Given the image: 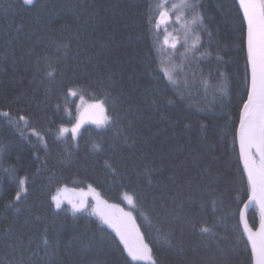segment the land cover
Here are the masks:
<instances>
[{
	"label": "trees",
	"instance_id": "1",
	"mask_svg": "<svg viewBox=\"0 0 264 264\" xmlns=\"http://www.w3.org/2000/svg\"><path fill=\"white\" fill-rule=\"evenodd\" d=\"M246 36L237 0H0V264H253ZM83 96L107 123L62 136ZM64 186L132 196L149 259Z\"/></svg>",
	"mask_w": 264,
	"mask_h": 264
},
{
	"label": "rangeland",
	"instance_id": "2",
	"mask_svg": "<svg viewBox=\"0 0 264 264\" xmlns=\"http://www.w3.org/2000/svg\"><path fill=\"white\" fill-rule=\"evenodd\" d=\"M170 20L169 11L161 12L158 17L159 23L170 22ZM107 121L108 115L103 102L88 101L83 96L78 103L76 122L71 126H62L59 133L62 136L72 133L74 137H77L84 125L89 123L104 125ZM124 199L126 205L118 206L112 202L101 200L91 189H76L68 186L58 189L53 195V202L56 207L67 205L74 210L86 209L90 211L103 223L115 230L133 258L148 260L150 249L136 219H134L133 197L128 194ZM137 256L142 258H136Z\"/></svg>",
	"mask_w": 264,
	"mask_h": 264
},
{
	"label": "snow or ice",
	"instance_id": "3",
	"mask_svg": "<svg viewBox=\"0 0 264 264\" xmlns=\"http://www.w3.org/2000/svg\"><path fill=\"white\" fill-rule=\"evenodd\" d=\"M25 2L30 4L32 0H25ZM241 4L248 22V55L252 70L251 91L244 105L247 121L242 119L241 122L243 144L246 139L251 141L257 137L264 141V0H259V11L256 10L257 5L252 0H241ZM249 178L253 180L251 169H249ZM261 194L264 196V183H262ZM202 231L207 232L208 229L205 228ZM258 264H264V252Z\"/></svg>",
	"mask_w": 264,
	"mask_h": 264
},
{
	"label": "water",
	"instance_id": "4",
	"mask_svg": "<svg viewBox=\"0 0 264 264\" xmlns=\"http://www.w3.org/2000/svg\"><path fill=\"white\" fill-rule=\"evenodd\" d=\"M240 9L242 11L245 24L247 27V51H248V22L247 18L245 16V10L243 5L241 4V0H237ZM253 3L257 5V11H259V0H252ZM248 60H249V55H248ZM250 66V73L252 76V70H251V63L249 62ZM250 91H251V85H250ZM248 101V99H247ZM246 101V103H247ZM245 103V104H246ZM242 119L247 121V114L245 112V108H243L242 111ZM241 122L239 124V129H238V145H239V150H240V155L242 159V163L245 169V172L248 177L249 185H250V197L246 204L244 205L242 211H241V223L242 227L244 229V232L246 234L247 239L249 240L252 254H253V264H258V261L261 259L262 252H264V209L260 208V206L257 204V197H258V191H259V181L257 178V163L260 164V166L264 167V141H261L258 137L254 140L249 141L246 139L244 143L242 144L241 142ZM251 143V146H250ZM249 169L252 170L253 173V180H250L249 178ZM255 185V187H254ZM256 204L260 208L261 211V223L258 228V232L261 234L260 235V240L257 242H254L253 236L249 233V230H252L248 223H247V213L250 209V207Z\"/></svg>",
	"mask_w": 264,
	"mask_h": 264
},
{
	"label": "bare ground",
	"instance_id": "5",
	"mask_svg": "<svg viewBox=\"0 0 264 264\" xmlns=\"http://www.w3.org/2000/svg\"><path fill=\"white\" fill-rule=\"evenodd\" d=\"M257 178L259 181V191H258V197H257V204L260 206V208L264 209V196L261 194V188L262 183H264V167H258L257 168ZM249 233L253 236L254 242H257L260 240V233L254 232L253 230H249Z\"/></svg>",
	"mask_w": 264,
	"mask_h": 264
}]
</instances>
